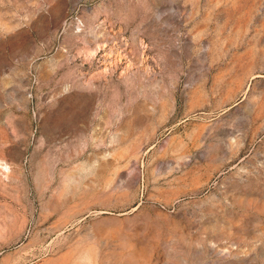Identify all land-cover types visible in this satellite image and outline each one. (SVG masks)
Masks as SVG:
<instances>
[{
    "label": "rangeland",
    "instance_id": "1",
    "mask_svg": "<svg viewBox=\"0 0 264 264\" xmlns=\"http://www.w3.org/2000/svg\"><path fill=\"white\" fill-rule=\"evenodd\" d=\"M0 264H264V0H0Z\"/></svg>",
    "mask_w": 264,
    "mask_h": 264
}]
</instances>
